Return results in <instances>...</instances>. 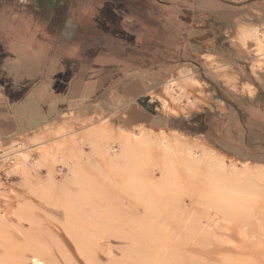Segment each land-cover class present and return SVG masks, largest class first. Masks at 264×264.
<instances>
[{"label": "rangeland", "instance_id": "obj_1", "mask_svg": "<svg viewBox=\"0 0 264 264\" xmlns=\"http://www.w3.org/2000/svg\"><path fill=\"white\" fill-rule=\"evenodd\" d=\"M160 1L163 7H156L159 9V13L156 14V20L158 21L156 24L159 32L156 36L154 33L145 32L141 27L142 25L136 20L134 22L130 14L119 8L113 10V12L108 8V13L101 12V15L97 18L99 25L108 27L110 30L109 35L115 40L113 47L103 50V53H106V50L108 51L109 56L107 58L111 61L108 64L103 63L100 67L102 74L109 75L108 78L103 80V83L104 81L107 83L105 89H109V84L120 78L123 83L128 82L131 75L135 74L137 70L144 71L147 74H152L151 72L154 70L164 72L165 78L162 77L152 86L154 90L152 95L154 98H158L157 95L164 96L170 106L180 109L178 114L169 113L168 120L171 126H175L180 130L191 125L204 127L205 132L203 134L198 132L189 133L201 135V139L210 149L220 155L227 156L229 161L236 162L241 159L264 164V65L260 67L255 65L257 56L254 54V48L251 44L244 45L241 41L242 34L248 29L264 25V3L259 2L264 0ZM146 2L151 6L153 5L150 0H146ZM168 3L170 5L165 7L164 5ZM144 7L146 8L147 17H149V10L145 4ZM239 20L248 23L239 25ZM125 34L147 37L149 43L152 40H157L161 48L151 47L149 51L138 48L135 52H132L133 49L131 50L123 41L126 38ZM152 44L151 42V46ZM182 73H192L202 85H188L185 88V96L180 101H174L165 94L164 85L171 77H178ZM61 87L64 91L65 85L58 83L55 86L58 90L62 89ZM105 89L102 92L103 97L106 93ZM99 98L100 96L94 99ZM104 99L106 98L104 97ZM108 102L110 101L108 100ZM118 102L120 105L117 103L114 106H107L106 110L99 112L94 111V109L89 112L74 109L70 117L67 114L70 109L65 102L57 108L61 114L55 115L50 121L42 123L37 128L21 132L14 139L28 142L31 136L43 134L44 139L42 140L46 141V144L57 146L59 152L64 154L68 153L69 149L75 144L80 143L79 146H81L83 153L81 159L83 158V163L87 162L85 165L89 166L91 162V164L99 162L100 156L103 155L102 152H98L105 147V143L107 144L108 139L104 143L102 141L104 140L103 137L112 138L115 132L125 127L132 134L137 132L138 129H144L149 137L155 138L156 133L163 128V126H158L154 129L143 124L132 126L133 124L127 119L126 108L121 104L122 100L119 99ZM91 103L92 101L87 102L86 106ZM139 103L147 109L150 108L147 107L148 103L144 101V98H141ZM183 104L189 105L190 108L182 110ZM74 107V105L71 106V108ZM129 114H133L132 109L129 110ZM199 114H203L202 117L194 121L191 120ZM215 117H218L219 120L216 121L213 129H209L210 120ZM103 123L107 125L108 132L106 135L98 131ZM57 125L68 127L69 135L65 139L56 134L53 136L51 129H54ZM226 126H230V128L237 127L235 131L236 144L242 147L239 146L240 148L237 149L234 145H231V148L237 151L241 150L240 157L227 155L221 151V149L229 146L221 139L225 132L223 128ZM164 129L168 130V128ZM185 133L189 134L188 132ZM9 138L0 143V154L10 149L9 143L13 139L9 140ZM96 141L97 144L99 143L98 150H95L94 147ZM102 161L104 160L101 159L100 162ZM58 165L56 164L53 167V174L55 177L60 178L58 170L62 165ZM49 166H53L52 161H47L45 166L38 168L39 171L36 170L30 174L28 179L18 176L7 178L0 169V183L2 184H0L2 186L0 189L2 190L0 191V208L7 209L12 222L10 224L8 222L5 228L9 237L5 239L4 244L0 242V264H12L13 261L10 262L8 252L11 253L12 258L16 254L20 264H32L29 260L34 259L36 256L42 259L44 264H264V231H260L256 237L252 236L251 226L247 223V219L252 218L253 214L264 216V200L258 203L253 201L256 206L252 205V200L250 201L252 203H249L248 200L247 202L241 200L237 203L220 200L217 203L218 200H215L211 194L212 192H209L211 189H207L205 187L207 185H203L204 183H201L200 180L195 179L198 181L195 182L194 178L193 181L192 178H186L182 174L181 177L174 170L168 172L164 166L150 167L148 179L151 182L152 202L154 207L159 208H157L156 214V218H158L155 219L159 224L164 225V228L173 230L169 236H158L156 238L157 236L146 234L140 230L136 222L137 219L134 221L135 218L140 219L145 210L138 207L139 212L137 207L132 205V193L130 192L132 181L140 182L145 176H148V173L135 172L131 175L125 169L112 168L114 169L111 170L112 172L107 171V169L99 172L88 169L82 177L86 184L85 187H80L75 183L67 186V193H70L68 197L71 196L68 199L70 203L73 204L74 200H77V205H86L84 211L82 209L83 213L81 211L75 212L79 217L73 219L71 222L73 226L70 225L71 223L68 226L65 225L67 224L65 223L66 214L65 210L60 207L59 200L61 198L59 194L56 196L57 192L45 190V186L50 184V177L46 175L51 171ZM63 172L67 174L68 168L63 166ZM252 181L254 184L260 183L258 177H252ZM261 184L264 187V182ZM81 189L84 190L86 199L82 200L85 197L78 199V190L81 192ZM106 192H108V196H106ZM49 194L52 202L49 201ZM53 194H55V197ZM209 194L212 196L213 202H211L215 204L214 201H216L217 207L214 206V209L213 207L211 209L208 205L210 210H207L208 207L206 206L210 203L209 200L207 203ZM110 195L116 196V202L119 205L115 204L116 202L114 203V197L110 199ZM58 197L59 199H56ZM71 198L74 199L71 200ZM242 202L244 204L248 203V205H244ZM91 205L95 209L98 207V212L93 207L91 208ZM116 205V208L119 206L121 212L118 210L119 208L115 209ZM240 205H243V207ZM176 208L181 210L178 211L179 216L177 212V214L174 212ZM220 208H223L221 213H219ZM92 210L94 211L93 215L95 214L94 217L96 216L98 219L101 217L107 221L110 218L111 220L108 221L113 222L112 224L115 221L116 223L119 222L118 225H114L119 226L115 234H119L120 237H116L112 233L103 236V240L99 236V241L96 238L97 234L96 236L91 234L92 239L89 236L86 237V223H83L85 220L84 215L93 212ZM114 210L118 212H115V215L112 213L111 216V211ZM125 210L127 213L129 212V215L126 214ZM191 210L194 211V214L203 211L211 214V216L216 214L217 217L222 218L221 226L218 223L219 228L221 227L218 233L224 237V240L230 238L234 242L226 239L231 243L222 244L218 240L216 241L215 238L205 240L201 237L200 240L198 236L199 239L192 238V232L186 228L185 218L182 223L183 217H186L188 213L192 215ZM182 212H186L182 214L183 217L180 215ZM127 216H132V221L131 219L127 220L129 219ZM155 219L154 223H157ZM176 222L177 224H174ZM14 224L17 225V229L13 226ZM172 224L175 228L172 227ZM240 230L245 231L244 237L248 234L247 237L250 238L242 237L241 234L243 233ZM70 231L75 236H72ZM25 232L33 235L35 241L29 243L30 240L26 239ZM184 233L187 237H184ZM76 239H83V247L86 252L84 249L79 250ZM88 239L93 241L87 243ZM211 240L213 242H210ZM92 243H95L94 246ZM109 245L110 248L108 249ZM89 247L91 248L89 249ZM16 248L17 253L13 255L12 251ZM129 254L133 256L130 255L129 257ZM125 256L127 258L123 259Z\"/></svg>", "mask_w": 264, "mask_h": 264}, {"label": "crops", "instance_id": "obj_2", "mask_svg": "<svg viewBox=\"0 0 264 264\" xmlns=\"http://www.w3.org/2000/svg\"><path fill=\"white\" fill-rule=\"evenodd\" d=\"M150 1L152 6L146 0H0L1 143L61 114L57 108L65 102L70 110L89 112L94 109L99 112L106 110L107 106L119 104L120 99L132 126L177 128L168 120L172 112L165 113L161 101L152 95V86L165 78L164 72L154 70L147 74L137 70L128 82L123 83L120 78L105 89L107 83L103 80L109 75L102 74L100 69L103 63L111 62L107 58L108 51L103 53V50L115 44L108 27L97 22L101 12L108 13V8L112 12L122 9L131 15L134 22L142 25L145 32L156 36L158 21H153V18L156 19L159 13L156 7L163 5L160 0ZM168 5L170 3L164 6ZM241 23L248 22L239 20V25ZM125 35L123 41L133 49L132 52L138 48L145 51L151 47L161 48L157 40H152L151 46L147 37ZM58 83L65 85L64 91L62 87L60 90L55 88ZM104 89L106 99L102 95ZM98 96L99 99H94ZM141 98L148 103L149 109L141 106ZM89 101L92 103L86 106ZM72 105L75 107L71 108ZM130 109L132 115L129 114ZM218 120V117L211 119L209 129H213ZM226 127L221 139L229 146L221 151L240 157L242 151L231 148V145L237 149L241 146L236 144L237 127Z\"/></svg>", "mask_w": 264, "mask_h": 264}, {"label": "bare ground", "instance_id": "obj_3", "mask_svg": "<svg viewBox=\"0 0 264 264\" xmlns=\"http://www.w3.org/2000/svg\"><path fill=\"white\" fill-rule=\"evenodd\" d=\"M241 37H242L241 41L244 45L251 44L252 47L254 48V54L257 56V61H255V65L258 67H260L261 65H264V25L254 26L253 28L248 29L246 32L242 34ZM188 85L201 86L202 84L197 78L193 76L192 73L191 74L182 73L178 77H171L169 80L166 81L164 85L165 94L170 96V98H172L174 101H178V100L180 101L185 96V91H186L185 88ZM157 97L160 99L162 110L165 113L172 112L173 114H177L179 112L174 106H171V107L169 106V102L167 99L164 98V96L157 95ZM190 102L192 103L193 101L191 100ZM188 107L190 108L189 105L183 104L182 110H188L187 109ZM72 113H73V110H70V112L67 113L68 117H70ZM106 126L107 125L103 123L102 127H100L98 131H100L101 134L106 135L108 132ZM51 132H53V136H55L56 134L60 138H64V139L69 135L68 127L65 125H57L54 127V129H51ZM42 135L43 134H38L37 136L33 135L30 137L31 139L28 142L23 141V140L17 141L13 139L9 143L10 149L5 151L3 154H0V169L4 173V176L6 175L7 178H10L12 176H18L21 178L23 177V178L28 179L30 174L38 170V168L40 169L42 166H45L47 161H50V162L52 161L53 166L52 167L49 166V168H51V171H49L50 169L48 168L49 174L45 173L48 177H50V180H49L50 184L46 186L44 185V186H45V190H47L48 192L49 191H52L55 193L57 192L56 196H58L59 194L60 198L62 199V200L60 199L59 201L61 204L60 207H62L63 210H65V214H66L65 223H67L65 225L70 224L73 221V219L78 216L76 215L77 213L75 214V212L81 211V213H83L84 207L86 206V205L83 206L80 203H79L80 205H77L76 204L77 200H74L75 202L73 204L70 203V200L68 199L71 196L68 197L70 193H67V186L68 184L75 183L77 185H80V187L81 186L85 187L86 184H85V181L82 180V177L85 171L88 169L92 171H96V172H99L101 170H106V169L107 171L114 170L112 168H115V169L117 168L119 170L125 169L131 175H133L135 172L136 173L141 172L144 174L148 173V176H145V178L147 177V179L144 178L140 182L132 181L133 184L130 185V192L132 193V196H131L132 205L136 206L138 210L140 207L145 210V213L141 216V218L140 219L135 218L134 221H136L137 219L136 222L138 223L137 225L140 230L144 231L146 234H152V236L155 235L157 236L156 238H158V236H169L173 230L169 228H164V225L159 224L158 221L156 220L158 218V217L156 218V214L159 208L157 207L158 208L157 209L156 207H154L153 205L154 203L152 202L153 195L150 191L151 182H150V179H148L150 176L149 174V171L151 169L150 167L156 168V167L164 166L165 170L168 172H171L174 170L180 175L181 174L185 175L186 178L188 177V178H192V180L193 178L194 180L195 179L200 180L201 183H204L203 185H207L205 186L207 189H211L209 190V192H212L211 193L212 196L215 198V200H218L217 203H219L220 200L221 201L226 200L227 202L233 201L234 203H237L238 201H241V200H244V201L246 200V202L248 200L249 203H252L253 201L258 203L259 201L264 200V187L261 184L264 182V164L258 163V162L252 163L250 161H243L241 159L237 160L236 162L232 160L229 161L227 156L220 155L217 152H215L213 149H210L207 146V144L203 141V139H201L202 138L201 135H194L190 133L187 134L177 128H172L169 130L162 128L156 133L155 138H151L149 137L148 133L144 129H138L137 132L132 134L129 131V129L123 127L121 128L120 131L115 132V134L112 135V138L103 137L104 140L102 141L104 143H105V140L108 139V141L106 140L107 144L105 143L104 145V143H101L99 141L101 144L105 146L102 149H100V151H98V152H102L103 154L102 157L100 156V161L101 159L104 161H102L103 163L100 161L99 162L97 161L95 164L94 163L91 164L92 159L90 157L91 163L89 164V166L85 165L87 162L83 163L82 161L83 158L81 159V155L83 153H82L81 146H79L80 143L75 144V146L69 149L70 151L68 153L64 154V153L59 152V148L57 146H49L48 144H46V141L42 140L44 139ZM97 141L94 146L95 150H98L99 148V143L97 144ZM56 164L62 165L60 166V169L58 170V174H60V178L55 177V175L53 174L54 173L53 167H55ZM48 165H50V163H48ZM63 166L68 168L67 174H64ZM252 177L254 178L258 177L260 179V183L258 182L257 184H254L252 181ZM197 180H195V182ZM1 185H0V189L2 187ZM78 191H79L78 199L81 197H85L84 190L81 189V192L80 190ZM81 193L82 195H80ZM107 193L108 192H106L105 194ZM109 194L111 193L109 192ZM211 194H209L208 197L206 196L207 203H208V200L210 201V203L208 204L206 203L207 204L206 207H208L207 210H210L211 207H213L214 209V206L217 207L216 201H214L215 204L212 203L213 201L211 199L212 198ZM53 195L55 197V194ZM114 195L113 196L110 195V199L111 197H114L115 199L114 203H115L117 199L115 198L116 196ZM106 196H108V194ZM50 197L51 195L49 194V201L51 200ZM56 199H59V197ZM72 199L74 198H71V200ZM83 199H86V197L82 198V200ZM251 200L252 202H250ZM253 203L252 205L256 206L255 205L256 203L254 204ZM115 204H118V203L116 202ZM208 205L210 206V208ZM244 205H248V203ZM240 206L243 207V205H240ZM92 207L93 205H91V208ZM116 207L117 205L115 206V209L119 208V206L118 208ZM74 208L76 209L74 210ZM93 208L95 209V207ZM97 208L95 209L96 212H98ZM222 209L220 208V212L219 211L218 212L221 213ZM118 210H120L121 212L120 208ZM178 211H181V210L178 208L174 209V212L175 213L177 212L179 216ZM115 212H118V211L117 210H114L113 212L111 211V216H112V213L115 215ZM186 212H182L180 213V215L183 217L182 214ZM191 212H192L191 213L192 215H189L188 213V215L186 214L187 215L186 217H183V218L181 217V218H182V223L185 221L186 228L190 229V231L192 232L193 234L192 238L194 237L195 239H199L201 237L202 239L204 238V240L208 238H213V239L215 238V240L216 241L218 240L219 243L227 244L230 238H226L228 240L226 239L224 240V237L218 233V230L221 228V227L219 228V225H220L222 218L217 217L216 214H215L216 216L212 214L213 216L212 217L211 214H207L206 212L204 213L203 211L197 214H194L193 210H191ZM93 213L94 211L90 212L89 214H85L86 216L84 215L85 220L83 223H86V226H85L86 227L85 232L87 234L86 237L89 236L92 239V237L96 236L97 234L98 236H96V238L99 241L100 240L98 238L99 236H101V239H102L103 236L108 235V233L115 234L116 229L118 231L119 226H115L114 224L118 225L119 222L116 223L115 221V223L112 224L113 222L111 223V221L110 222L108 221V220H111L110 218H108L107 221L101 217L98 219L96 216H95L96 218L94 217L95 214L93 215ZM109 213L107 214L109 215ZM128 213L126 211V214ZM171 213L173 214V212ZM122 214L124 215V212ZM97 215L99 216V214ZM136 215L138 214L136 213ZM253 215L254 216L252 218L247 219V223H249L251 226L252 236L256 237L260 233V231H264V216L256 215V214H253ZM120 216H121V213H120ZM26 217H30V216H26ZM131 217L132 216H130L129 219L127 220H130ZM154 219L155 221H157V223L156 222L154 223ZM112 221L114 220L112 219ZM8 222L9 224L11 222L10 213L7 212V209L0 208V242L2 244H4L5 239L9 237V235L6 233V230H5L6 226L8 225ZM16 224L13 225L15 226V228L17 227ZM174 224H177V222ZM174 224H172L173 225L172 227L175 228ZM70 225H72V223ZM18 230H19V227H18ZM191 232L189 233V236ZM241 233L240 234L242 235V237H244L245 231L243 230L241 231ZM73 235L75 236V234H72V236ZM115 236L120 237L119 234L118 235L115 234ZM197 236L199 238H197ZM247 236L248 234L245 236L246 239H249L250 237L248 238ZM83 237L85 239L84 234H83ZM184 237H187L186 234L184 235ZM26 239L30 240L29 243H32L35 241V237L28 233L26 234ZM91 239H88L87 243H91L93 241V240L91 241ZM76 240H77V245H78L79 250H83L84 249L83 239L82 240L76 239ZM210 242H213V241L211 240ZM231 242H228V243H231ZM90 248L91 247H89V249ZM109 248H110V245L108 249ZM12 252H13V255L17 253V248ZM101 252H103V250H101ZM8 253L10 257V262L12 261L14 262V263L12 262V264H20L16 254L14 255V258H12L11 253L10 252ZM130 255L131 254H129V257ZM126 256L123 259L127 258ZM132 256L133 255H131V257ZM29 262H31L32 264H44L42 259L38 258L37 256L34 259L29 260Z\"/></svg>", "mask_w": 264, "mask_h": 264}, {"label": "trees", "instance_id": "obj_4", "mask_svg": "<svg viewBox=\"0 0 264 264\" xmlns=\"http://www.w3.org/2000/svg\"><path fill=\"white\" fill-rule=\"evenodd\" d=\"M153 21H157L156 19H154L153 18ZM154 23V22H153ZM202 115L203 114H199V115H197V116H195V117H193L191 120H196V119H198V118H200V117H202ZM181 130L182 131H185V132H191V133H199V134H203L205 131V128L204 127H196V126H193V125H191V126H188V128H181Z\"/></svg>", "mask_w": 264, "mask_h": 264}]
</instances>
